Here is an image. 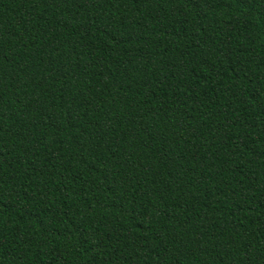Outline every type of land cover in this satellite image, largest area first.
Instances as JSON below:
<instances>
[{
	"label": "trees",
	"instance_id": "16d2710c",
	"mask_svg": "<svg viewBox=\"0 0 264 264\" xmlns=\"http://www.w3.org/2000/svg\"><path fill=\"white\" fill-rule=\"evenodd\" d=\"M0 264H264V0H0Z\"/></svg>",
	"mask_w": 264,
	"mask_h": 264
}]
</instances>
